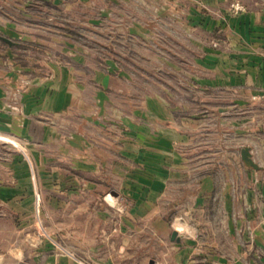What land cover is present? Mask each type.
<instances>
[{"label": "rangeland", "instance_id": "rangeland-1", "mask_svg": "<svg viewBox=\"0 0 264 264\" xmlns=\"http://www.w3.org/2000/svg\"><path fill=\"white\" fill-rule=\"evenodd\" d=\"M252 9L263 17L246 48L238 26ZM58 70L77 95L38 113L53 144L31 137L41 129L0 127V264H264L251 225L264 217V0H0L8 113L23 114L31 91L62 89ZM101 73L118 75L105 110ZM152 99L172 136L167 168L196 173L217 158L236 171L234 199L215 217L138 208L121 192L115 136L139 138L124 170L139 167L126 154H148ZM121 106L123 118L136 111L137 135ZM244 147L261 171H245Z\"/></svg>", "mask_w": 264, "mask_h": 264}, {"label": "crops", "instance_id": "crops-1", "mask_svg": "<svg viewBox=\"0 0 264 264\" xmlns=\"http://www.w3.org/2000/svg\"><path fill=\"white\" fill-rule=\"evenodd\" d=\"M262 14L261 10L252 9L243 15V27L241 29L238 26V31L240 36L245 40L246 48L248 45L247 41L252 37H250V32L259 28L260 19L263 17ZM250 45L251 48L255 47L252 43ZM55 76L56 81L64 82L62 85L63 88L61 89V86L59 85L49 89L39 88L33 92L31 91L30 94H26L23 100V107L21 108V113L23 114L20 115L8 113L0 89V127L10 126L12 129L19 128L27 132H34L36 129H41V131L35 133V136L31 137H34L38 142L53 144L54 140H56L54 136L55 128L53 125L46 124L42 118L40 120L38 113L48 111L58 114L60 110H64L66 107L69 108L73 98H76L75 96L77 95L75 92L72 93V91H69L70 88L76 89V87H72L71 82L74 79L69 71L64 75L58 70ZM117 76L118 75L113 76L105 73L99 75L101 80L99 82L102 83V87L104 88L102 89L104 91V96L102 95V98L96 97L95 102L102 110L110 108V105L113 103L116 105L114 102L116 101L115 98L113 100V94L115 93L109 95L110 91L107 90L113 88L116 90L117 83H115V81L116 78H118ZM121 76L123 77V74H121ZM66 89H68L69 92H67ZM150 101V123L153 126V133L150 134L152 136L151 139L149 138V140H146L147 148L145 149H147L148 154L144 152L126 154V156L132 160L137 159L139 167L133 165L128 167L129 169L124 170V156L126 150L132 146L133 148L134 146L136 147L139 143V138L125 139L123 136H115L116 150L121 152L120 159L116 160L117 176L127 178L126 184H123L121 192L123 194H125V192L128 194L131 193L132 201L137 203L138 208H146L155 211L156 209L165 210L168 206H173V204L179 203L184 210H187V213L195 212L196 214L199 213L201 216L210 217L211 215L212 217H215L216 215H214V213L218 212L223 204V206L228 208L234 199L232 188L235 185V179L237 177L236 171L233 168L230 169L229 166L226 168H220L221 165L218 163L219 159L217 158H213L210 165L203 166L195 171L196 173L188 172V170L184 171L183 169L173 171L172 169L167 168L168 166L165 162H168L169 155H172L169 152L172 143L170 137L172 136L169 135V127H167L165 123L162 124V122H158L157 126L155 112L158 101L155 99ZM123 110H125V108L124 106H121V110L119 111L122 116L121 119L126 118V121L130 126L129 129H132V132L129 133L137 135L139 124L134 122V113L136 114V111L134 112V110H131L130 114L132 115L123 118ZM164 119H166L165 116ZM157 128L159 131L157 133L158 137L156 134ZM156 138L158 140H156ZM157 141L161 143L158 147L161 150V153L159 154L156 152ZM254 157L253 159L259 165V168H246L245 171L249 174L261 171L262 169L261 164H259ZM248 192L251 194L253 191L249 190ZM247 205L251 208L250 210L254 209L252 207V202H247ZM251 225H253L254 228L255 239L263 242L264 217L260 218L259 224L254 221L253 224L251 222Z\"/></svg>", "mask_w": 264, "mask_h": 264}, {"label": "water", "instance_id": "water-1", "mask_svg": "<svg viewBox=\"0 0 264 264\" xmlns=\"http://www.w3.org/2000/svg\"><path fill=\"white\" fill-rule=\"evenodd\" d=\"M242 156H243V160L244 162L248 165V166H252L254 168H259V165L255 162V160L253 159L254 156H252L251 150L249 147H244L242 149ZM178 237V232L175 230L172 233V239L175 240Z\"/></svg>", "mask_w": 264, "mask_h": 264}]
</instances>
